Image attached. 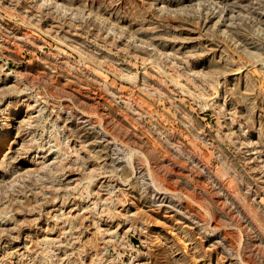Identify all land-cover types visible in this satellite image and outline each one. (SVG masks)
<instances>
[{"label": "rangeland", "instance_id": "rangeland-1", "mask_svg": "<svg viewBox=\"0 0 264 264\" xmlns=\"http://www.w3.org/2000/svg\"><path fill=\"white\" fill-rule=\"evenodd\" d=\"M0 264H264V0H0Z\"/></svg>", "mask_w": 264, "mask_h": 264}]
</instances>
